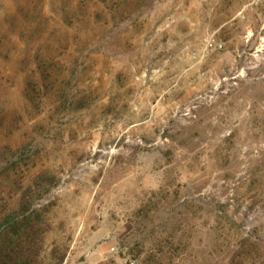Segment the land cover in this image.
<instances>
[{"label":"rangeland","instance_id":"obj_1","mask_svg":"<svg viewBox=\"0 0 264 264\" xmlns=\"http://www.w3.org/2000/svg\"><path fill=\"white\" fill-rule=\"evenodd\" d=\"M21 205L39 264H264V0H0Z\"/></svg>","mask_w":264,"mask_h":264},{"label":"trees","instance_id":"obj_2","mask_svg":"<svg viewBox=\"0 0 264 264\" xmlns=\"http://www.w3.org/2000/svg\"><path fill=\"white\" fill-rule=\"evenodd\" d=\"M28 207L21 205L20 210H14L13 214L4 219V223L10 228L8 232L15 237H7L5 242L0 241V264H39L34 255L33 245H30L32 237L29 232H25V237H19L18 228L21 224L26 223L22 220L24 212ZM21 215V216H20ZM34 256V257H33Z\"/></svg>","mask_w":264,"mask_h":264}]
</instances>
